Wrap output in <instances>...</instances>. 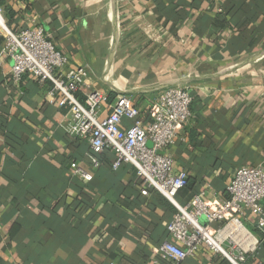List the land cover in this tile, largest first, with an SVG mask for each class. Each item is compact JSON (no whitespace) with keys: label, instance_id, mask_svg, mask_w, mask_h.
<instances>
[{"label":"crops","instance_id":"0c3cea01","mask_svg":"<svg viewBox=\"0 0 264 264\" xmlns=\"http://www.w3.org/2000/svg\"><path fill=\"white\" fill-rule=\"evenodd\" d=\"M0 6L10 29L42 28L67 68L88 70L80 100L100 91L109 105L125 95L148 122L163 89H189L192 116L160 151L188 177L178 202L196 195L209 204L225 200L239 168H264V0ZM3 42L0 36V48ZM10 66L0 57V264H165L157 250L172 241L171 204L153 191L143 196L132 166L112 170L109 153L98 169L90 167L87 142L59 127L66 109L49 101V84L29 75L13 82ZM130 124L124 120L122 131ZM71 163L92 179L72 176ZM249 228L264 240V230ZM220 259L201 247L182 264H228ZM258 263L264 264V243L247 264Z\"/></svg>","mask_w":264,"mask_h":264},{"label":"built area","instance_id":"2783aa9c","mask_svg":"<svg viewBox=\"0 0 264 264\" xmlns=\"http://www.w3.org/2000/svg\"><path fill=\"white\" fill-rule=\"evenodd\" d=\"M0 36L4 41L0 57L11 63V80L18 83L29 75L49 84V101H57L59 107L66 109L67 120L59 127L68 136L87 142L90 167L98 169L101 156L109 153L113 156V170L123 164L132 166L144 184L143 196L152 189L175 208L167 225L172 241L164 242L157 250L159 261L182 264L205 247L228 264L248 263L259 249V240L249 226L264 230V168H239L225 200L209 204L202 195H196L180 204L177 195L185 186L187 175L176 171L173 160L160 153L175 143L180 129L192 116L193 97L187 87L163 89L152 102L147 112L149 121L145 122L128 96H117L108 105L106 94L90 91L80 100L78 94L88 70L84 66L67 68L65 57L42 28L10 29L1 7ZM124 120L131 124L122 131ZM69 167L72 176L87 182L92 179L91 173L78 164L71 163Z\"/></svg>","mask_w":264,"mask_h":264},{"label":"trees","instance_id":"16d2710c","mask_svg":"<svg viewBox=\"0 0 264 264\" xmlns=\"http://www.w3.org/2000/svg\"><path fill=\"white\" fill-rule=\"evenodd\" d=\"M0 3H1V0H0ZM0 7H1V6H0ZM1 8H2V7H1ZM2 11H3V14H4V10H3V8H2ZM48 86H49V85H48ZM191 110H192V109H191ZM123 165H125V164H123ZM121 166H122V165H121ZM121 166H120V167H121ZM120 167H119V168H120ZM111 169H112V168H111ZM112 170H113V169H112ZM117 170H118V169H117ZM115 171H116V170H115ZM188 184H189V181H188V177H187V179H186V184H185V186L180 190V192H181L182 190H185V189L188 187ZM150 191L155 192V191L152 190V189H150L149 192H150ZM180 192H179V193H180ZM156 193H157V192H156ZM179 193H178V194H179ZM148 194H149V193H148ZM157 194H158V193H157ZM177 196H178V195H177ZM192 197H193V196H192ZM192 197H191V198H192ZM191 198H190V199H191ZM177 199H178V197H177ZM190 199H189V200H190ZM189 200H188V201H189ZM177 201H178V200H177ZM188 201H187V202H188ZM178 203H180V202H178ZM185 203H186V202H185ZM185 203H180V204H185ZM171 206H172V205H171ZM172 207H173V206H172ZM173 209H174V211H175V212H174V214H175V213H176V210H175L174 207H173ZM255 231H256V232H259L258 230H255ZM262 234H263V233H262ZM262 234L259 233V234H257V236L254 234V235L258 238V240H259V248H260V247L263 245V243H264V240H263ZM218 257H219V256H218ZM249 259H250V258H249ZM249 259H248V260H249ZM220 260L225 261V260H223V259H220ZM225 262H226V261H225Z\"/></svg>","mask_w":264,"mask_h":264},{"label":"bare ground","instance_id":"6f19581e","mask_svg":"<svg viewBox=\"0 0 264 264\" xmlns=\"http://www.w3.org/2000/svg\"><path fill=\"white\" fill-rule=\"evenodd\" d=\"M107 17V16H106Z\"/></svg>","mask_w":264,"mask_h":264}]
</instances>
